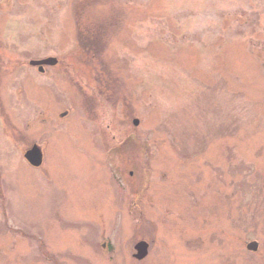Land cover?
Returning a JSON list of instances; mask_svg holds the SVG:
<instances>
[{
  "label": "rangeland",
  "instance_id": "obj_1",
  "mask_svg": "<svg viewBox=\"0 0 264 264\" xmlns=\"http://www.w3.org/2000/svg\"><path fill=\"white\" fill-rule=\"evenodd\" d=\"M0 264H264V0H0Z\"/></svg>",
  "mask_w": 264,
  "mask_h": 264
},
{
  "label": "water",
  "instance_id": "obj_2",
  "mask_svg": "<svg viewBox=\"0 0 264 264\" xmlns=\"http://www.w3.org/2000/svg\"><path fill=\"white\" fill-rule=\"evenodd\" d=\"M57 63V58L55 57H48L44 59H34L30 61L31 65L38 66L40 71H44L45 65H55ZM135 124L139 123L138 119L134 120ZM25 157L29 160V162L35 166H39L42 163L43 154L41 148L38 145H34L31 149L27 150L25 153ZM149 245L145 241H141L136 245L137 254L135 255L138 259H143L148 255ZM248 248L251 250H257L258 244L257 242H251L248 244Z\"/></svg>",
  "mask_w": 264,
  "mask_h": 264
}]
</instances>
